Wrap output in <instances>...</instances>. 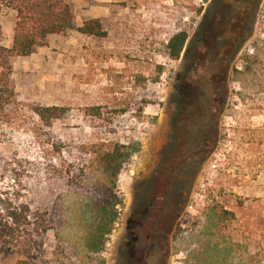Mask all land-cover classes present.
<instances>
[{
  "label": "rangeland",
  "instance_id": "rangeland-1",
  "mask_svg": "<svg viewBox=\"0 0 264 264\" xmlns=\"http://www.w3.org/2000/svg\"><path fill=\"white\" fill-rule=\"evenodd\" d=\"M73 5L79 24L99 16L108 37L81 35L75 23L13 59L21 106L0 141L4 188L55 220L39 264H264V0H252L245 38L225 63H216L220 46L202 54L215 62L191 80L206 109L198 126L178 119L174 89L186 55L172 58L167 45L182 32L194 38L202 0ZM15 22V12L0 18L4 47ZM40 107L65 115L47 128ZM116 146L132 156L115 177L99 156ZM114 204L117 220L96 252L100 210Z\"/></svg>",
  "mask_w": 264,
  "mask_h": 264
},
{
  "label": "trees",
  "instance_id": "trees-1",
  "mask_svg": "<svg viewBox=\"0 0 264 264\" xmlns=\"http://www.w3.org/2000/svg\"><path fill=\"white\" fill-rule=\"evenodd\" d=\"M6 12H15L16 22L9 48L2 45L0 28V141L6 137V130L12 127L21 106L13 80L12 60L30 57L48 38L65 35L76 25V16L68 0H0V18ZM77 31L84 36L108 37L100 19L84 23ZM187 39L186 32L174 36L167 45L168 54L179 58ZM92 112L101 115L99 110ZM35 114L45 127L51 128L63 119L65 109L40 107ZM131 149L116 146L114 152H103L99 161L104 173L118 176L126 159L132 156ZM100 211L106 215H101L103 218L93 235L92 249L96 252L104 248L118 217L116 204ZM55 226L49 210L35 208L31 202L22 200L19 193L14 191L13 194V190L4 188L0 181V262L15 257L14 264H39L45 239Z\"/></svg>",
  "mask_w": 264,
  "mask_h": 264
},
{
  "label": "flooded vegetation",
  "instance_id": "flooded-vegetation-1",
  "mask_svg": "<svg viewBox=\"0 0 264 264\" xmlns=\"http://www.w3.org/2000/svg\"><path fill=\"white\" fill-rule=\"evenodd\" d=\"M203 10H200V23L194 38L195 46L191 47L193 39L188 36L184 52L183 60L187 62L176 77L175 99L173 105L178 110V119L191 120L198 126L202 125L206 109L194 97V89L190 87L192 77L200 75V68H204L206 63H213V60H204L202 54H210L215 47L223 48L224 52L220 53L219 61L216 63H225L224 54H229L230 49L234 48L240 40L245 38L244 26L250 16V8L252 0H202ZM206 2V3H205ZM194 39V40H195ZM223 72L220 71L215 78L221 80ZM180 95V96H177ZM145 211H149L146 207ZM144 215V214H143ZM148 218V213L143 216L141 223L144 224ZM142 226L137 229L134 237H139L142 233ZM146 236L151 235L145 233Z\"/></svg>",
  "mask_w": 264,
  "mask_h": 264
},
{
  "label": "crops",
  "instance_id": "crops-1",
  "mask_svg": "<svg viewBox=\"0 0 264 264\" xmlns=\"http://www.w3.org/2000/svg\"><path fill=\"white\" fill-rule=\"evenodd\" d=\"M76 1L84 2V1H86V0H68V2H69L70 5H73L74 2H76ZM96 1H97V0H96ZM73 6H74V5H73ZM91 15H92V14H88L87 17H86L87 19H85L84 21H82L81 24H79V22H78V18H76V24L78 25V27L83 26V24L86 23V22H88V21L100 19L99 16H95V15H92V16H91Z\"/></svg>",
  "mask_w": 264,
  "mask_h": 264
}]
</instances>
